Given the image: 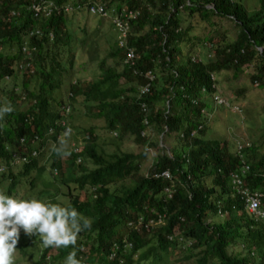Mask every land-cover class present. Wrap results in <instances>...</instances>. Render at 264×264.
Here are the masks:
<instances>
[{
	"label": "trees",
	"instance_id": "1",
	"mask_svg": "<svg viewBox=\"0 0 264 264\" xmlns=\"http://www.w3.org/2000/svg\"><path fill=\"white\" fill-rule=\"evenodd\" d=\"M38 1L0 0V90L8 87L1 92L0 107H14L13 112L0 120V160L10 158L8 146H11L29 155L30 163L22 169L20 177H27L35 170L41 177L49 165L56 167L59 183L67 188L65 197L69 203L64 207L80 208L90 217L92 226L78 235L75 246L56 247L58 253L48 260L47 254L54 247H45L35 264H56L67 259L72 251H76L81 264H142L150 257L151 264H173L169 257L173 249L168 250L163 233L176 224L191 244L175 264H189L182 259L191 258L195 260L193 264H264V222L251 219L239 199H225L229 218L223 223L214 221L216 200L224 199L231 192L228 174L240 163L225 142L203 139L208 130L207 118L202 113L204 108H210L203 90L208 95L216 91L213 73L234 70L238 75L251 66L248 71L251 81L264 86V0H259V7L254 10L236 0H102L105 18L98 16L99 19L109 21L110 17H115L125 22L135 14L128 20L131 31L127 40L128 45L136 49L137 68L142 73H135V69L125 63V48L116 44L108 52L111 62L102 58L98 62L99 74L88 81L70 82L65 99L61 97L63 77L72 68L78 51L71 46V26L77 13L68 10L56 12L50 18H37L32 5ZM47 1L70 7L85 0ZM184 15L187 19L182 18ZM214 16L228 17L239 26L235 40L197 41L192 35L191 18L214 22ZM111 26L118 32L114 22ZM184 42L189 47L188 53L182 50ZM199 44L212 50L207 49V52ZM149 69L155 71L156 79L142 101L147 106L150 127L162 139L172 134L175 147L154 141L151 136L142 137L143 114L138 87L145 83L144 72ZM243 93L246 90L236 92L237 96ZM74 100L85 103L92 112L89 116L104 120V127L116 131L120 142L125 138L134 139L143 148L142 153L106 154L91 128L76 132L78 137L87 135L82 151L75 153L70 149V155H56L53 146L58 144V136L67 128L79 129L72 125ZM195 100L198 104H193ZM220 106L243 113L240 106L226 99ZM236 107L238 110H233ZM51 128L54 136L48 134ZM194 130H197L196 137L191 136ZM36 135L38 140L34 139ZM22 137L28 141L21 142ZM65 140H71L70 136ZM47 146L52 147L51 154ZM37 147L39 153L33 155ZM149 147L161 152L154 160L152 172L141 176V163ZM258 151L253 144L251 149L245 150L255 173L264 170V154L254 157ZM162 172H168L170 178L153 177ZM12 176L14 180L7 192L0 181V192L4 190L3 194L11 197L18 183ZM211 177L213 184L209 186L205 178ZM35 179H31L30 186H35ZM130 179L134 184L127 187L124 183ZM73 184L75 187H71ZM166 185L171 188L169 194L164 191ZM51 186L60 187L55 183ZM251 187L261 189L262 184L253 180ZM86 188H94L96 197L90 195L84 201L79 198ZM45 192L50 193L47 189ZM235 193L241 199L238 192ZM14 198H18L16 193ZM233 203L237 205L235 210ZM153 207L166 212V227L152 229L151 233L146 229L122 232L133 215L147 214L146 209ZM125 235L133 244L132 249L119 251L117 259L108 262L106 247L122 241ZM33 236L37 240L38 234ZM26 245L21 244L20 252ZM229 249H237V252L231 254Z\"/></svg>",
	"mask_w": 264,
	"mask_h": 264
},
{
	"label": "rangeland",
	"instance_id": "2",
	"mask_svg": "<svg viewBox=\"0 0 264 264\" xmlns=\"http://www.w3.org/2000/svg\"><path fill=\"white\" fill-rule=\"evenodd\" d=\"M89 1L92 0H85L82 1V3ZM236 1L247 5L249 10H254L259 7V0ZM70 2L72 3V1ZM182 18L187 19L185 15ZM212 19L214 22H208V20L207 22H203L199 19V17L191 18L193 23L192 35L197 37V41L199 40L200 42L203 39L207 41V43H217L218 41L223 42L224 38L227 40H235L237 38L240 28L232 19L228 17L220 18L217 16H214ZM114 20L115 17H110L108 21L106 19H99L97 15L91 14V16H89L85 13H78L73 16V22L71 26V46L72 49L78 51L77 56L75 55L72 68L63 77L64 89L62 88L61 91L62 98L65 99L66 97L64 95L67 93L69 94L68 88L70 82L88 81L92 79V77H95V75L99 74L100 69L98 67V62L100 59L105 58L108 63L111 62L108 52L117 44L118 35V32L113 26H111V23H113ZM199 45L201 46V49L207 52V49H211L205 46V44ZM188 49L189 47L186 46V42H184L182 45L183 52L188 53ZM203 58L205 59V57ZM121 65L123 66V62ZM250 69L251 66H248L238 75H235L234 70H222L221 72L215 73L218 89L217 94L220 95L224 100L226 99L230 104L240 106L243 113H235L223 106H217L213 100V97H208V105L210 110L209 123L207 119L208 133L207 136H205V140L219 141L223 144L225 142L229 152L234 154L237 151V145L239 142L250 140L252 144L259 149L258 153H256L254 157L260 158L264 154V137H262L264 135V86L259 87L257 83H253L251 81V74L248 73ZM121 85L126 87L123 81H121ZM7 89L8 87L0 90L1 98L3 97V93L1 92L7 91ZM65 89L67 91H65ZM239 90H246V93L237 96L236 92ZM234 100L237 102L232 103ZM54 105L56 108L58 107L57 104ZM74 108L76 109L74 111L75 113L73 115L74 120L72 125L73 127L78 126L79 129H73L70 135L71 140L66 141L67 152L71 149V146L69 145L74 142L72 140L76 136V132L78 134L80 133L78 130L83 132V130L88 131L92 128L94 129L96 137L98 138V144L106 154H115L118 151L135 154L142 153L143 148L137 145L134 139L125 138L122 142H120L119 138L114 134L116 131H109L106 129V126L104 127V120H96L95 117L93 118L92 116H89L88 113L92 115V112L88 111V109L85 107V103H83L82 100H74ZM148 132L149 137L151 136L154 141L159 140L163 141L164 144L167 143L168 146H176V142L174 141V136L172 134L162 139L161 136L158 137L152 128L149 129ZM160 152L161 150H158V148L155 147H149L147 149V155L141 163V176H146L152 172V165ZM65 165V161L62 160V166L64 167ZM20 172L21 168L13 170V174L15 176ZM38 175L40 174H37L35 170V172L31 173L27 177L16 178L18 183L15 186V193L17 194L18 198L15 199H36L40 202L49 204L69 203V200L65 197L67 188L62 187L57 178L55 180L53 179L49 167H47L46 172L41 177H38ZM34 177H36L34 184L35 186L32 187L29 184L31 183V179ZM205 182L211 185L212 180L211 178H205ZM52 183L57 184L61 188L51 186ZM133 184L134 180L131 179L124 183V185L127 187L132 186ZM6 185L7 182H4L2 185L4 190H6ZM71 187H75V185L73 184ZM46 189L49 190L50 193L45 192ZM4 190H1L0 194H3ZM15 193L13 192L12 194L13 198ZM88 193L89 190L86 189V197L88 196ZM79 198H83L81 193L79 194ZM224 219H228L227 216H214V221L217 223H223ZM126 230H128L127 227L124 228L123 232ZM20 239L22 243L27 245L23 252H20V247H17L13 257V263L35 264L39 260L43 249L40 245V241H42L41 237L39 236L38 239L35 240L32 238V236L26 235L21 229ZM52 252L56 253L55 250H52ZM236 252L237 249H229V253L231 254H235ZM23 253H26V256H24ZM180 256H182L180 252L176 251L169 257L173 264H175V258ZM151 260L152 257L143 261L142 264H151ZM65 261L66 258L62 260V262ZM58 262V264L62 263L61 261ZM187 263H195L194 258L189 259ZM176 264L183 263L177 262Z\"/></svg>",
	"mask_w": 264,
	"mask_h": 264
},
{
	"label": "clouds",
	"instance_id": "3",
	"mask_svg": "<svg viewBox=\"0 0 264 264\" xmlns=\"http://www.w3.org/2000/svg\"><path fill=\"white\" fill-rule=\"evenodd\" d=\"M92 2H94V0L89 1V2H85V3L71 4L70 7L72 8L71 10L75 11L77 14L78 13H85V14L91 16V13L85 8V6L89 3H92ZM66 6H67V4H65L63 6L59 5L58 6L59 10H57L56 12H64L65 13L66 10L64 8ZM37 18H39V17H37ZM117 44L120 46V44H119V33L117 35ZM120 47H123V46H120ZM124 48L126 51V47H124ZM137 60H138V58H137ZM124 61H125V59H124ZM153 73L155 74V71H153ZM212 77H213V80L215 81V85L213 86L216 89L215 93H213L212 95H208L207 91L203 90V94H205V99H207V104H208V97L212 96L213 100L217 104V106H220L221 104L219 103V99L220 98L222 99V97L217 94L218 89H217V82H216L215 73L212 74ZM155 79H156V74H155ZM154 81H153V83H154ZM153 83H152L151 87L153 86ZM143 84H145V83H143ZM142 85H140V86H142ZM140 86L138 87V90H139ZM144 96H146V95H144ZM144 96H140L138 94L139 103H145L144 101H142V98ZM195 101H196V103H195ZM195 101H193V104H198V101L197 100H195ZM236 108H238V107H236ZM236 108H234L233 110H236ZM209 110H210L209 108H204L202 110V113L208 119V123H209ZM13 111H14V107L11 105L0 107V120H3L5 115L10 114ZM143 127H144V130L142 132H145L146 134L144 136L142 135V137L147 138V137H149L148 131H149V129H151L150 122H149L148 127H145L144 125H143ZM202 128H203V125L199 127V129H202ZM71 133H72V129L67 128L65 130V132L63 133V135L58 136V138L61 137V139L59 140L57 145L53 146V151L56 153V155H58V156L59 155H70V153L66 151V140H65V138L70 136ZM114 134L117 137V133L115 132ZM191 136L196 137L197 136V130L192 131ZM205 136H207V134H205ZM75 138L77 139V141ZM86 139H87V135H84L83 137H80V136L78 137L76 135L72 140L74 142L69 145V146H71L72 151H73V144H76L77 146L81 147L80 151H82L83 150V143L82 142ZM203 139H205V137ZM239 147L243 148V150L240 153H239ZM251 147H252V142L250 140H245V141L239 142L237 145V151H236L235 155L238 158L240 164L237 167V169L233 170V172H229V174H228V179H229L230 186H231V192L229 194H226L224 196V199L216 200V206H217V214L216 215H218V216H227V218H229L230 210L226 206L225 199L234 198V199H239L240 203L243 204L245 211L247 212L248 216L251 219H253L255 222H264L263 219H256L248 211L245 201L240 199L237 196V194L235 193L236 190L234 189V185H233V182L231 179V174L240 172V170L243 166V162H245L250 167V169L248 170V172L244 178L246 187L252 192H261L264 194V179H263L264 170H259V172H257V173L253 172L251 164L246 159L245 150L247 151L248 149H251ZM47 148L50 150L49 154H51L52 153V151H51L52 147L47 146ZM8 149L10 150V158L7 159L6 161L0 160V181H2V183H1L2 185L4 182H7L6 190H5L6 192L9 189L11 182H13V180H14V178L12 176L13 170L21 168V172L18 173V175L15 176L13 174L16 178L20 177L22 174V169L25 167L26 164L30 163V159H29L25 163L13 165L11 162L12 161V158H11L12 150H15V151H18V150L12 149L11 146H8ZM167 151H169V149H167ZM80 160H81V158L78 157V162H80ZM48 167L50 168V170L52 172L51 175L53 176V179L55 180L56 178H58L59 170L56 167L51 168L50 165ZM55 169H57V174H55ZM160 174L155 173L153 175V177H155V175H160ZM155 178H160V177H155ZM211 180L213 182L212 177H211ZM253 180H258L262 184V188L261 189H253L251 187V181H253ZM212 182H211V185H209V184L208 185L212 186V184H213ZM205 183H207V182H205ZM166 187H169V186L166 185L164 187V189ZM86 189L89 190L87 197L85 196V190ZM86 189L82 190V192H81V194L83 195V198H82L83 201L85 200V198H89L90 195L93 198L96 197V195H94V193H93L95 190L94 188H86ZM65 205H67V204L43 203V202H40L36 199L18 200V199L11 197V196L0 194V264H16V263H13V257H14V253H15L17 247H21V244H22L21 241L18 242L21 229L24 231V233L26 235L32 236V238L34 237L33 235L38 234V237L39 236L41 237L42 241H40V245L43 249L45 247H54L51 250H49L47 257H46V260L50 259V257L57 254L58 253L57 248H59V247H68L70 245L75 246L77 243L78 235L81 232L89 230L92 226V221H91L90 217L87 214H85L80 208H78V207L77 208L76 207H74V208L64 207ZM236 207H237V205L233 203L232 209L235 210ZM253 207H255V204H253ZM134 213L135 212H133L132 214H134ZM146 213L147 214H144L143 212H141L138 215H133L134 217L130 218L128 220V222L125 224V226L123 227V230L125 227H127L128 230H126L125 232H123V230H122V232L124 234H126L127 232L132 231V230L142 232L143 229H146L147 232L151 233L152 229H157V228L160 229V228H164L167 226V214L165 211H161V210H158L155 207H153L149 210L146 209ZM158 214L162 215L163 220H164L163 224H160V225L155 226V227H149V228H147L145 225H143L141 227V230L136 228V224L141 218L143 219V222L146 223L150 217H156ZM224 220H226V219H224ZM180 221L183 222V219L180 218ZM130 223H133V224L131 225ZM38 237H36V239H38ZM163 237H164L165 241H167L169 244L167 247L168 250L173 249V250H171L172 254H174L176 251H179L180 254L182 255V253L186 252L185 248L189 244H191V240H189V239L187 240L183 237V233L179 227V224L174 225L171 229L164 232ZM115 243H119L121 245V248L119 250H117V257H118L119 251L124 253V252L130 251L133 247V244L131 243V241H129L127 239V237L125 235V236H123L122 241H115L113 243L108 244V246L106 247L107 250L105 251V252H107V254L110 253L111 248L114 247ZM125 243H131L132 247H128L127 249H124ZM52 250H55L56 253H53ZM117 257L114 260H116ZM180 258H181V256L175 258L174 262L176 260H179ZM188 260L189 259H182V261L184 263H187ZM107 261L109 262L108 259H107ZM110 261H113V260H110ZM121 261H123V260H121ZM58 263L59 262L57 261L56 264H58ZM103 263L107 264L106 262H95L94 264H103ZM61 264H81V261L76 258V251H72L67 256L66 261L62 262Z\"/></svg>",
	"mask_w": 264,
	"mask_h": 264
},
{
	"label": "built area",
	"instance_id": "4",
	"mask_svg": "<svg viewBox=\"0 0 264 264\" xmlns=\"http://www.w3.org/2000/svg\"><path fill=\"white\" fill-rule=\"evenodd\" d=\"M103 6L104 3H102V0H96V2H92L89 3L85 6V8L93 15H97L100 17H104L105 18V13L103 12ZM66 11L71 10L72 8L69 6H66L64 8ZM32 10L35 13L36 17H51L57 10H59V7L54 5V3L46 1V0H39L36 3H33L32 5ZM134 18L135 14H131L130 17H128V20L130 18ZM125 21L122 22L120 20H114L115 25L117 26V30L119 33V44L120 46L126 47V57H125V63L130 65L131 67H133L135 70V73L140 72L142 73L141 70H139L137 68V58L138 56L136 55V50L134 47L132 46H128V34L131 31V27L129 24V21ZM144 77H145V84H143L142 86H140L139 88V95L140 96H144L147 95L150 91L151 85L153 83V81L155 80V74L153 73L152 70H147L144 72ZM196 103V101H195ZM219 103L223 104L224 100L223 99H219ZM69 110V108H68ZM140 110L143 114V119H142V123L145 127H148L149 125V119H148V112H147V106L145 103H140ZM236 110H238V108H236ZM63 126H65V123L62 124ZM48 134L50 136H54V129H50V131L48 132ZM146 133L142 132V135L144 136ZM35 140L39 139V136L36 135L34 137ZM59 139H61V137H59ZM28 139L26 137H22L21 138V142L25 143L27 142ZM81 150V147L77 146L76 144H73V151L78 153ZM243 150L242 147H239V153ZM39 153V149L35 148L33 150V155H38ZM12 164H20V163H25L29 160V155L25 154L23 152L20 151H15L12 150ZM250 169V167L243 162V166L240 170V172L237 173H232L231 174V179L234 185V189L236 191H240L243 193V195L245 196V198H249L248 201L249 203H246V207L248 208V211L256 218V219H263L264 220V194L261 192H252L250 191L245 184V176L248 172V170ZM55 174H57V169H55ZM155 177H160L163 179H169L170 175L168 172H162L160 175H155ZM263 179H264V175H263ZM165 193L169 194L171 192V189L169 187H166L164 189ZM253 204H255V207H253ZM164 220L162 215L158 214L156 217H150L148 219V221L146 223L143 222V219L141 218L137 224H136V228L141 230V227L143 225H145L147 228L149 227H155L158 226L160 224H163ZM131 225L133 223H130ZM171 238V237H170ZM128 247H132L131 243H125L124 244V249H127ZM121 248V245L119 243H115L114 247L111 248L110 253L108 254L107 259L110 260H114L117 257V250H119ZM104 264V263H103Z\"/></svg>",
	"mask_w": 264,
	"mask_h": 264
},
{
	"label": "bare ground",
	"instance_id": "5",
	"mask_svg": "<svg viewBox=\"0 0 264 264\" xmlns=\"http://www.w3.org/2000/svg\"><path fill=\"white\" fill-rule=\"evenodd\" d=\"M238 192V194H239V196L241 197V199L242 200H244V201H246L247 203H249V201H248V199L247 198H245V196L243 195V193L242 192H240V191H237ZM250 200V199H249ZM248 209V208H247Z\"/></svg>",
	"mask_w": 264,
	"mask_h": 264
},
{
	"label": "crops",
	"instance_id": "6",
	"mask_svg": "<svg viewBox=\"0 0 264 264\" xmlns=\"http://www.w3.org/2000/svg\"><path fill=\"white\" fill-rule=\"evenodd\" d=\"M103 125H105V123Z\"/></svg>",
	"mask_w": 264,
	"mask_h": 264
},
{
	"label": "water",
	"instance_id": "7",
	"mask_svg": "<svg viewBox=\"0 0 264 264\" xmlns=\"http://www.w3.org/2000/svg\"><path fill=\"white\" fill-rule=\"evenodd\" d=\"M262 49V48H261Z\"/></svg>",
	"mask_w": 264,
	"mask_h": 264
}]
</instances>
